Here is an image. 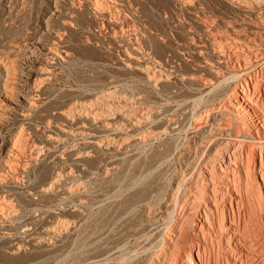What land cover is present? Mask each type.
I'll return each mask as SVG.
<instances>
[{
    "label": "bare ground",
    "instance_id": "bare-ground-1",
    "mask_svg": "<svg viewBox=\"0 0 264 264\" xmlns=\"http://www.w3.org/2000/svg\"><path fill=\"white\" fill-rule=\"evenodd\" d=\"M210 1L221 3L227 12H199L194 0H181L188 21L185 24L173 21L171 26L180 40L178 48L165 29L156 30L161 41L146 30L133 29L129 19L128 22L122 19L117 0H69L73 9H82L96 23L109 26L113 37L128 31L121 67L139 71L148 87L160 90L181 79L193 82L198 91L219 94L208 106L196 109L192 119L198 128L205 124L204 119L211 117L210 133L177 181L170 204L171 220L164 230L157 263L170 264L171 255L178 251L176 264H264V0ZM190 29L200 30L204 39H197L201 41L197 43L196 37L185 38L179 33ZM142 44H147L149 54L158 60L148 58L144 63L138 60L135 54ZM168 47L187 54L181 61L184 67L194 60L192 71L190 68L183 74H176L177 68L163 71L159 60ZM27 50L19 77L12 81L4 79L0 86V132L35 107L34 90L27 82L28 71L35 61L44 51L53 60L60 56L39 39L32 40ZM53 60L40 67L42 80L50 78ZM114 89H102L92 96L64 102L54 111L57 119L53 117L47 122L45 146L25 135L4 139L0 133V222L13 212L4 191H17L19 178L27 175L28 168L38 161L49 158L51 168L48 173L44 166L38 170L36 192L46 195L62 190L82 206L81 190L64 183L66 178L73 177L71 167H82L99 156L106 162L100 168L102 176L111 175L119 169L120 161L128 157V147L141 142L160 143L168 138L175 124L173 119L161 122L159 113L163 111L141 106ZM189 105V99H182L173 104V110L185 114ZM61 145L67 148L65 159L57 152ZM55 164L64 169V179L61 171L52 167ZM68 224L60 219L45 224L39 240L34 239L36 246L49 249L50 242L70 232ZM195 253L199 263L194 260Z\"/></svg>",
    "mask_w": 264,
    "mask_h": 264
},
{
    "label": "rangeland",
    "instance_id": "rangeland-1",
    "mask_svg": "<svg viewBox=\"0 0 264 264\" xmlns=\"http://www.w3.org/2000/svg\"><path fill=\"white\" fill-rule=\"evenodd\" d=\"M194 1L199 12H227L219 2ZM117 2L122 19L127 22L129 19L133 29L146 30L159 41L158 28L165 29L171 42L179 48L180 40L176 39L177 32L171 26L173 21L184 24L188 21L181 0ZM179 33L185 38L196 37L197 43L204 39L197 29ZM37 39L56 49L60 56L53 60L51 54L44 51L28 71L27 82L34 90L35 107L24 118L10 124L6 131L0 132L4 139L25 135L45 146L43 137L47 122L53 117V120L57 119L54 111L71 98L92 96L107 88H115L141 106L163 111L162 115L159 113L161 122L170 118L175 124L168 138L160 143L141 142L128 147V157L120 161L119 169L111 175L102 176L101 169L106 162L99 156L91 158L82 167H71L69 171L73 177L66 178L64 183L81 190L82 206L62 190H53L46 195L36 192L39 182L36 174L43 166L49 172V158L28 168V174L18 180L17 191H4L13 212L0 222V264H158L164 230L171 220L169 211L177 181L210 133L211 117L204 119L205 124L198 128L194 127L192 119L196 109L208 106L219 94L198 91L193 82L181 79L160 90L148 87L139 71L121 67L128 31L113 37L109 26L100 21L96 23L82 9H73L69 0H0V86L4 79L12 81L19 77L22 61L28 55L27 46ZM147 52V44H142L135 57L143 63L148 58L157 59ZM182 52L168 47L159 60L161 69L177 68L176 74L188 72L195 61H189L188 67H184L181 61L187 54ZM51 59L52 74L49 79L42 80L40 67ZM186 98L190 102L187 113L173 110L175 102ZM60 147L57 152L65 159L66 145ZM52 167L58 168L60 176L65 178L60 165ZM189 211L193 216V210ZM56 219L69 223L70 232L62 234L58 241L50 242L49 249L36 246L34 239L39 240L41 229ZM196 255L194 260L199 263ZM175 261H179L178 251L168 262L176 264Z\"/></svg>",
    "mask_w": 264,
    "mask_h": 264
}]
</instances>
